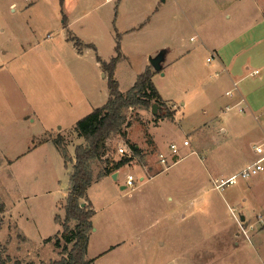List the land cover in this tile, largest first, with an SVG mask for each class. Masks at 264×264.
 <instances>
[{
    "label": "rangeland",
    "instance_id": "374dc122",
    "mask_svg": "<svg viewBox=\"0 0 264 264\" xmlns=\"http://www.w3.org/2000/svg\"><path fill=\"white\" fill-rule=\"evenodd\" d=\"M263 16L264 0H0V245L10 260L48 264L71 248L62 235L69 186L63 159L52 145L31 149L44 133L61 128L70 156L68 148L78 143L71 127L91 111H68L66 99L76 93L78 80L89 88L81 70L96 72L97 101L91 102L95 108L105 104L107 78L94 61L98 55L108 63L117 43L121 58L114 80L122 94L143 63L168 53L165 76L152 82L164 99L173 98V110L165 104L173 117L159 119L164 110L152 114L151 107L123 111L121 132L110 136L91 167L84 203L95 214L86 258L91 264H170L181 255L189 264H264V177L214 189L216 179L226 180L257 156L249 150L242 166L240 159L231 163L228 143L212 133L207 96L216 88L226 98L214 62L205 63L211 58L205 44L224 42L241 29L235 18L252 22ZM71 36L95 51H79ZM184 140L188 147H182ZM171 143L181 160L164 170L158 154ZM119 147H128V156ZM122 159L129 162L113 180L112 166ZM104 169L110 174L98 179ZM128 175L132 187H126Z\"/></svg>",
    "mask_w": 264,
    "mask_h": 264
},
{
    "label": "crops",
    "instance_id": "0c3cea01",
    "mask_svg": "<svg viewBox=\"0 0 264 264\" xmlns=\"http://www.w3.org/2000/svg\"><path fill=\"white\" fill-rule=\"evenodd\" d=\"M242 15H244L242 16V20H247V18L249 20L250 17L248 14L242 13ZM237 16H239V14ZM224 17L226 19H231V15L229 13H226ZM235 21L240 23L241 26V29L238 32L227 38L224 42L215 41V44H205V47L208 49L211 55V58H206L205 63L210 64L214 62L213 70L215 75L218 76L217 78L219 85L223 86L225 89L223 95L226 98L223 102L222 98L220 99L218 97L219 95L216 88L212 89L210 94L207 96V99L210 102L209 105L213 110L212 116L209 120L211 122L210 124L214 126L212 133H214V136L224 139L225 144L226 142L228 143L226 149L230 151L231 163L234 162V158L238 160L240 159L238 165L242 166V163H245L244 158L246 157V153L251 150V152L253 151L255 154L253 149L254 146L264 143V121H262L264 120L262 117L264 108L261 109L263 106L262 103H264V16L263 18H260L259 20H253L252 22H242L241 20H237V18H235ZM205 23L206 22L203 20L201 25ZM198 28H200V26ZM205 42H207L206 39ZM84 51L86 53L88 50ZM167 54V52H164L163 61L161 62L162 74H154L151 79L152 81L156 76H160V78L165 76V67L167 66L165 65V60ZM76 57H80L79 54H77ZM150 59L151 58H149V60ZM208 59L210 60L208 61ZM94 68H100V64L96 62V59L94 61ZM147 68H150L151 71L154 72L153 68L150 66V63H143L139 72L133 74L132 80L135 76L137 77L143 73ZM254 71H257V74H253ZM93 73L96 72L84 73L80 70L79 77L88 78L90 86L89 88H85V85L83 86L82 82L78 80V84L75 85L76 93L68 95V99H66L68 111H80V108H83V113H85L87 111L92 112L94 109L99 108H95V104H92L91 102L97 101L96 99L98 94L96 88L97 78ZM62 74L68 76L69 71L62 70ZM158 94L160 95L162 101L167 106H170L173 110L172 105L168 104L173 98L164 99L161 92ZM80 97L87 106L83 107L81 105ZM183 105L187 106L186 103L181 104V106ZM241 107L245 109L246 113L241 114L238 112V109ZM257 111L260 112V115L258 114L259 116L256 114ZM78 117L81 119L82 116L80 115ZM80 119L78 118V120ZM77 121H75V123ZM71 128L72 130L70 131L77 139L78 143L74 147L68 148V152L70 154L69 157L72 159V163H68L67 167L65 168L68 178L72 171V164L74 162V149L77 145L83 144V139L78 137V135L74 132V126ZM63 131L64 130L61 128H58L56 131L53 129H51V131H47L44 133V138H42V141L39 142L37 146H34L31 150H34L39 145L54 146L52 144L53 138H47V136L49 134H53V132H55L56 135H60ZM216 146L218 147V144L214 145L212 148L214 152ZM252 163L242 168H239L238 166L235 167V170L229 172L227 179L251 166ZM121 169L123 168H120V170ZM118 171L116 172V178L118 176ZM123 189H125V187H121V190ZM214 189L219 190L215 188V185ZM196 202L197 201L192 202L191 205L195 204ZM185 215L186 213H181L182 218H184ZM241 218V221H243L244 216H241ZM165 244L166 242H161L159 245L165 246ZM237 245L238 243H236V246ZM262 259L264 260V258ZM169 262L170 264H189L191 260L180 255L175 256L173 259L171 258Z\"/></svg>",
    "mask_w": 264,
    "mask_h": 264
},
{
    "label": "trees",
    "instance_id": "16d2710c",
    "mask_svg": "<svg viewBox=\"0 0 264 264\" xmlns=\"http://www.w3.org/2000/svg\"><path fill=\"white\" fill-rule=\"evenodd\" d=\"M63 27L66 28V24ZM69 40L73 42L79 51L83 48H91L95 51L93 45L82 44L77 37L71 36ZM114 50L116 56L111 58L108 63L102 61L98 55L95 56L96 62L100 64V68L107 78L108 98L106 103L78 120L74 126V132L83 139V144L77 145L74 149V162L68 178L69 189L63 207L64 219L62 226V235L66 238L67 243H71V248L64 247L60 259L50 261L48 264L92 263V260L86 258V254L89 234L93 228L91 219L95 213L91 206L88 207L84 203L87 200L86 191L93 183L92 164L102 157L110 136L121 132L125 122L123 111L129 108H147L156 104L159 108L158 111L162 113V110H164L165 112L164 115H159V119L173 117V112L171 113L167 109L151 80L152 76L160 73V71L153 72L150 68H147L137 76L133 86L126 93H120L118 83L114 80L115 66L121 58L119 44L116 43ZM52 144L61 155L66 168L68 163H72V159L63 145L62 137L57 135L52 139ZM133 150L137 152L135 147H133ZM128 162L129 160L122 159L113 164L112 170L117 171ZM109 174L110 171L104 169L97 178L100 179ZM1 210H3L2 207H0ZM70 222H74L72 229L69 228ZM6 252L7 247L0 245V264H21L17 260L11 261Z\"/></svg>",
    "mask_w": 264,
    "mask_h": 264
},
{
    "label": "built area",
    "instance_id": "2783aa9c",
    "mask_svg": "<svg viewBox=\"0 0 264 264\" xmlns=\"http://www.w3.org/2000/svg\"><path fill=\"white\" fill-rule=\"evenodd\" d=\"M209 60L210 59H208V61ZM253 74H257V71H254ZM238 112L241 114L246 113L245 109L242 107L238 109ZM262 117L264 119V111L262 113ZM188 146H189V142L187 140H184L182 142V147H188ZM127 149L126 147L124 148L119 147L117 151L121 156H128L127 154H129L130 150L128 147ZM253 149L257 156V159L252 163V165L226 180H222V179L216 180L214 182L216 189L221 190L223 189V187L227 185H233L236 183L238 179H246L248 177L258 176V175L264 177V143L254 146ZM180 160L181 158H180L179 147L175 143L169 144L168 152L167 153L162 152L158 154V158H157V162L159 163L161 168L163 167L164 170L169 169L171 166L177 164ZM125 184L126 187H132L134 184V178L131 175H128L126 177Z\"/></svg>",
    "mask_w": 264,
    "mask_h": 264
},
{
    "label": "water",
    "instance_id": "95a60500",
    "mask_svg": "<svg viewBox=\"0 0 264 264\" xmlns=\"http://www.w3.org/2000/svg\"><path fill=\"white\" fill-rule=\"evenodd\" d=\"M163 57H164V51H160L156 57L151 58L149 60L150 66L153 68L154 71L161 72V62L163 61ZM158 109H159L158 106L156 104H153L151 106L152 114H156ZM111 178L113 180H116V173H114Z\"/></svg>",
    "mask_w": 264,
    "mask_h": 264
}]
</instances>
